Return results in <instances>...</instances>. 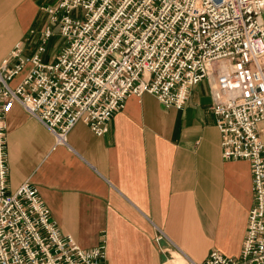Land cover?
I'll return each mask as SVG.
<instances>
[{"label": "built area", "instance_id": "1", "mask_svg": "<svg viewBox=\"0 0 264 264\" xmlns=\"http://www.w3.org/2000/svg\"><path fill=\"white\" fill-rule=\"evenodd\" d=\"M49 12L66 40L56 59L42 57L54 34L47 26L34 54L16 50L13 68L9 58L0 64V264H108L106 240L85 248L62 233L37 187L9 190L6 115L15 103L64 143L79 121L105 134L130 94L183 108L202 80L224 159L251 164L254 200L240 254L213 249L190 264H264V0H59Z\"/></svg>", "mask_w": 264, "mask_h": 264}, {"label": "crops", "instance_id": "2", "mask_svg": "<svg viewBox=\"0 0 264 264\" xmlns=\"http://www.w3.org/2000/svg\"><path fill=\"white\" fill-rule=\"evenodd\" d=\"M58 2L0 0V63L16 50L34 54L47 26L60 35L49 12ZM53 36L45 62L66 44L45 57ZM211 103L206 80L183 108L130 94L105 134L79 121L64 143L15 103L6 115L9 190L37 187L62 233L85 248L106 240L108 264L203 263L213 249L238 256L254 200L251 164L224 159Z\"/></svg>", "mask_w": 264, "mask_h": 264}, {"label": "rangeland", "instance_id": "3", "mask_svg": "<svg viewBox=\"0 0 264 264\" xmlns=\"http://www.w3.org/2000/svg\"><path fill=\"white\" fill-rule=\"evenodd\" d=\"M79 12H80V10L78 9V10H75V11H73L72 12V16H74L75 14H79ZM62 14V12H60V15ZM54 32V31H53ZM58 32H59V28H58ZM65 39L62 37V36H60V35H55V36H53L52 38H51V42L49 43L50 45H48V48H47V52L45 53V57H50L51 56V54L54 52V49H55V47L56 46H59V45H61L63 42L65 43ZM11 61H10V63H9V68H13L14 67V65H15V63L17 62V60L16 59H14V58H12V59H10ZM13 60H15V62H14V64L12 65V62H13ZM4 61V60H3ZM1 64V63H0ZM203 81V80H202ZM206 82H207V80H206ZM12 83V82H11ZM208 83V82H207ZM198 84V83H197ZM12 85V84H11ZM13 86V85H12ZM195 86V85H194ZM208 86H209V84H208ZM210 90V89H209ZM222 152H223V149H222ZM103 242V241H102ZM101 242V243H102ZM100 244V243H99ZM98 244V245H99ZM97 246V245H96Z\"/></svg>", "mask_w": 264, "mask_h": 264}]
</instances>
